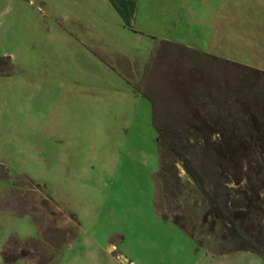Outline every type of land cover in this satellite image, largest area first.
Returning <instances> with one entry per match:
<instances>
[{"label": "rangeland", "instance_id": "374dc122", "mask_svg": "<svg viewBox=\"0 0 264 264\" xmlns=\"http://www.w3.org/2000/svg\"><path fill=\"white\" fill-rule=\"evenodd\" d=\"M137 24L107 0H0V264L3 252L9 264H264L217 247L220 227L202 223L164 144L209 183L236 165L221 182L234 200L254 193L247 223L264 243V58L205 55ZM245 139L258 141L250 159Z\"/></svg>", "mask_w": 264, "mask_h": 264}, {"label": "crops", "instance_id": "0c3cea01", "mask_svg": "<svg viewBox=\"0 0 264 264\" xmlns=\"http://www.w3.org/2000/svg\"><path fill=\"white\" fill-rule=\"evenodd\" d=\"M107 1L125 28L145 25L154 41L215 57L264 58V20L259 12L264 9V0ZM154 27H161V32ZM150 122L156 133L152 116ZM122 261L125 264V258Z\"/></svg>", "mask_w": 264, "mask_h": 264}, {"label": "trees", "instance_id": "16d2710c", "mask_svg": "<svg viewBox=\"0 0 264 264\" xmlns=\"http://www.w3.org/2000/svg\"><path fill=\"white\" fill-rule=\"evenodd\" d=\"M164 44H170L163 42ZM238 66V65H235ZM10 70V62L8 58L0 57V75H7ZM152 106V119L155 130L157 132V142H163L161 130L155 125V113L154 105L150 100ZM243 149V156L248 159L251 158L252 152H248V147L252 148V145L257 144V140L248 139V141H239ZM174 159L181 164L188 178L193 184L194 190L199 194L204 202L202 223L204 225H210L209 233L215 232L217 226L220 227V233L218 235L221 245H217L218 248L227 247V252H252L260 256L264 262V243L258 235V233H251L250 225L247 223L250 220L249 214L253 210L252 202L254 193L249 189L247 192H241L238 195V199L231 198V191L225 183L221 182L224 174L228 172H236V165L226 168L220 166L217 169L216 179L207 182L206 176L203 171L196 165L191 157H189L179 146L173 141L164 142ZM224 145L230 144L229 142L222 143ZM248 149V150H247ZM167 171L169 169L160 165L159 176L167 178ZM173 172V171H172ZM250 192V194H249ZM242 197V199H241ZM208 220L209 223H208ZM219 242V243H220ZM2 258L5 264H9L10 261L5 252L2 253ZM17 260V259H16Z\"/></svg>", "mask_w": 264, "mask_h": 264}]
</instances>
